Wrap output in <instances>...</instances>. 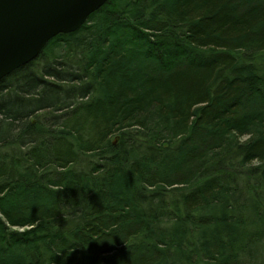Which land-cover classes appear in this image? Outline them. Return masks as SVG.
<instances>
[{
  "label": "trees",
  "instance_id": "trees-1",
  "mask_svg": "<svg viewBox=\"0 0 264 264\" xmlns=\"http://www.w3.org/2000/svg\"><path fill=\"white\" fill-rule=\"evenodd\" d=\"M0 264H264V0H108L2 78Z\"/></svg>",
  "mask_w": 264,
  "mask_h": 264
},
{
  "label": "water",
  "instance_id": "water-1",
  "mask_svg": "<svg viewBox=\"0 0 264 264\" xmlns=\"http://www.w3.org/2000/svg\"><path fill=\"white\" fill-rule=\"evenodd\" d=\"M108 0H0V80L60 33L78 30Z\"/></svg>",
  "mask_w": 264,
  "mask_h": 264
},
{
  "label": "rangeland",
  "instance_id": "rangeland-1",
  "mask_svg": "<svg viewBox=\"0 0 264 264\" xmlns=\"http://www.w3.org/2000/svg\"><path fill=\"white\" fill-rule=\"evenodd\" d=\"M244 138V137H243ZM246 138V137H245Z\"/></svg>",
  "mask_w": 264,
  "mask_h": 264
}]
</instances>
